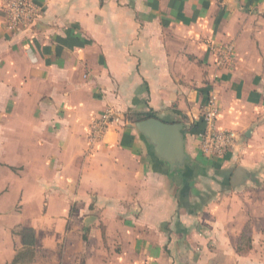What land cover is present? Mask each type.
<instances>
[{"label":"crops","instance_id":"0c3cea01","mask_svg":"<svg viewBox=\"0 0 264 264\" xmlns=\"http://www.w3.org/2000/svg\"><path fill=\"white\" fill-rule=\"evenodd\" d=\"M31 1L12 32L0 0V264H264V0ZM129 113L181 123L184 164Z\"/></svg>","mask_w":264,"mask_h":264},{"label":"built area","instance_id":"2783aa9c","mask_svg":"<svg viewBox=\"0 0 264 264\" xmlns=\"http://www.w3.org/2000/svg\"><path fill=\"white\" fill-rule=\"evenodd\" d=\"M3 8L7 18V28L12 32L33 27L40 13V9L31 0H6ZM218 115V110L212 101L203 115L205 128L199 136L202 141L201 151L207 156L225 155L233 149L237 140L234 131H223L217 128ZM111 119L113 114L103 118L104 121Z\"/></svg>","mask_w":264,"mask_h":264},{"label":"water","instance_id":"95a60500","mask_svg":"<svg viewBox=\"0 0 264 264\" xmlns=\"http://www.w3.org/2000/svg\"><path fill=\"white\" fill-rule=\"evenodd\" d=\"M133 128L147 138L158 157L173 166L184 164V126L181 123L170 124L158 118H148L137 122ZM242 178L243 175L237 171L233 182L236 183Z\"/></svg>","mask_w":264,"mask_h":264},{"label":"trees","instance_id":"16d2710c","mask_svg":"<svg viewBox=\"0 0 264 264\" xmlns=\"http://www.w3.org/2000/svg\"><path fill=\"white\" fill-rule=\"evenodd\" d=\"M145 116H146L145 119L154 118L155 117V115L153 113L146 114ZM22 235H23V244L26 246V251H24L23 253L18 255V257L16 258V261H15L17 263L32 261L33 256H34V251H33V246H34V243H35V234H34V232L32 230H29V229H23L22 230ZM243 241H246L248 243V245L251 242L250 239L248 237H246L245 234L242 237V242ZM248 249H250V245L248 246ZM237 251L240 254L246 252L245 250L242 249V245L241 244L238 246V250ZM25 252H27V253H25Z\"/></svg>","mask_w":264,"mask_h":264},{"label":"rangeland","instance_id":"374dc122","mask_svg":"<svg viewBox=\"0 0 264 264\" xmlns=\"http://www.w3.org/2000/svg\"><path fill=\"white\" fill-rule=\"evenodd\" d=\"M4 5L2 6V9L4 10ZM4 14H5V16H6V13H5V10H4V12H3ZM107 113V112H106ZM114 115V114H113ZM117 117H118V114H117ZM125 118H126V125H128V123L129 124H132V126L133 125H135L137 122H139V121H141V120H145L144 118H141V117H139L138 115H136V114H133V113H129L128 115H126L125 116ZM120 119H121V117H120ZM148 119V118H147ZM105 126V125H104ZM3 177L1 178L3 181H6V177H5V174H3L2 175ZM5 183V182H4ZM0 186H2V185H0ZM2 188V187H1ZM0 188V189H1ZM19 209H20V206H17ZM16 207V208H17ZM18 231H20V230H18ZM246 237H248L249 239H250V241L252 240L251 239V237H250V230H248L247 232H246ZM244 242V243H243ZM242 243V249L243 250H245V251H247L248 250V246L251 244V242H250V244L248 245V243L246 242V241H243ZM25 253H27V252H25Z\"/></svg>","mask_w":264,"mask_h":264}]
</instances>
